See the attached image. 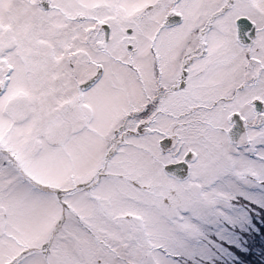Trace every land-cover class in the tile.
Listing matches in <instances>:
<instances>
[{
    "label": "snow or ice",
    "instance_id": "snow-or-ice-1",
    "mask_svg": "<svg viewBox=\"0 0 264 264\" xmlns=\"http://www.w3.org/2000/svg\"><path fill=\"white\" fill-rule=\"evenodd\" d=\"M246 188L264 0H0V264H179Z\"/></svg>",
    "mask_w": 264,
    "mask_h": 264
},
{
    "label": "rangeland",
    "instance_id": "rangeland-1",
    "mask_svg": "<svg viewBox=\"0 0 264 264\" xmlns=\"http://www.w3.org/2000/svg\"><path fill=\"white\" fill-rule=\"evenodd\" d=\"M186 175L178 179H186ZM245 195L261 203L264 190L244 189ZM237 206L229 219L209 218L202 222V235L188 242L179 264H264V207Z\"/></svg>",
    "mask_w": 264,
    "mask_h": 264
},
{
    "label": "water",
    "instance_id": "water-1",
    "mask_svg": "<svg viewBox=\"0 0 264 264\" xmlns=\"http://www.w3.org/2000/svg\"><path fill=\"white\" fill-rule=\"evenodd\" d=\"M238 135H239V134H237V138H238Z\"/></svg>",
    "mask_w": 264,
    "mask_h": 264
}]
</instances>
